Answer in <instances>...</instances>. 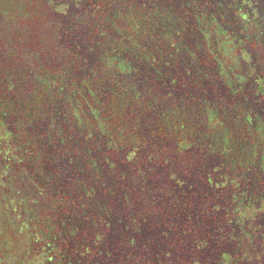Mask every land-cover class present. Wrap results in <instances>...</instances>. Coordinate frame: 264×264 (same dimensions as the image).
Instances as JSON below:
<instances>
[{"label": "flooded vegetation", "instance_id": "af4514ba", "mask_svg": "<svg viewBox=\"0 0 264 264\" xmlns=\"http://www.w3.org/2000/svg\"><path fill=\"white\" fill-rule=\"evenodd\" d=\"M54 1L78 79L38 263L264 264V0Z\"/></svg>", "mask_w": 264, "mask_h": 264}, {"label": "trees", "instance_id": "16d2710c", "mask_svg": "<svg viewBox=\"0 0 264 264\" xmlns=\"http://www.w3.org/2000/svg\"><path fill=\"white\" fill-rule=\"evenodd\" d=\"M56 2L0 0L1 264H39L53 253L42 246L49 233L40 231L55 201L40 171L50 148L45 139L55 136L53 117L78 79L53 15ZM126 119L123 112L107 122L113 144H132L115 135L128 130Z\"/></svg>", "mask_w": 264, "mask_h": 264}]
</instances>
